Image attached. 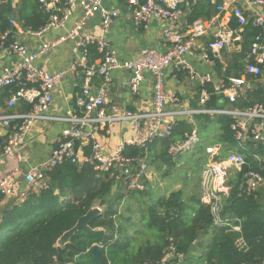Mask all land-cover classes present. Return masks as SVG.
Listing matches in <instances>:
<instances>
[{"label":"built area","instance_id":"1","mask_svg":"<svg viewBox=\"0 0 264 264\" xmlns=\"http://www.w3.org/2000/svg\"><path fill=\"white\" fill-rule=\"evenodd\" d=\"M9 1L0 0V6ZM63 1L61 4L58 0H38L49 18L41 29L36 31L27 28L24 33L40 38L52 29L64 28L77 9L82 11L80 20L66 36L51 44L42 43L36 51H31L24 45L11 29L2 30L0 27V50L17 59L14 67H5L0 74V89L10 88L11 92L7 107L13 109L21 103L32 107L27 113L0 116L2 129L8 131L7 143L0 145V169L8 159H21L19 150L35 122L57 120L68 124V128L57 139L49 159L25 172L18 202L48 189V173L65 163L76 166L90 164L99 175L110 174V178L114 177L117 182H123L127 189L143 191L150 179L149 148L155 140L172 137L178 123L185 121L193 125V129L185 134L183 140L171 145L169 154L175 157L194 152L202 142L198 127L195 126V117L226 115L234 120L232 130L239 150L231 151L220 160L221 146L208 147L207 154L210 159L203 167L200 188L201 202L209 207L214 225L229 227L228 220L222 218L225 200L231 192L227 182L228 175L242 172L247 164L241 150L247 151L249 146L255 149L264 146V100L244 109L222 107L220 101L224 100L227 105L246 98L254 90L252 81L264 88V0H214L216 8L213 17L209 20H195L181 28L178 27V22L184 16V5L212 0H142L140 5L137 0H128L131 6H138L135 9L136 27H147L153 20L164 23L167 27L163 36L166 52L145 48L136 58L127 62L117 58L116 52L106 39L112 21L119 16V10L105 8L103 0ZM97 15L102 18L100 34L87 31L88 22ZM250 20L259 31L248 52L242 57L243 72L240 77L228 75L226 54L243 52L242 34ZM233 21L238 24L235 29L231 27ZM10 24L13 27L18 26L14 20H10ZM216 26L218 30L215 29ZM207 35H212V39L199 56L206 63L221 67V76L216 81L212 73H199L193 65L185 61V56H196L197 41ZM66 40L77 41L76 50L80 53V61L71 70L78 71L81 80L75 84L79 93L72 110L66 117L57 118L50 116L49 110L58 83L70 71L50 73L37 62L40 57L47 55ZM91 45H96L100 54L93 63L89 62L88 54ZM170 69L185 70L191 80L198 81L196 108H183L178 94L165 89V74ZM115 70L132 73L130 86L133 91L138 90L146 73L152 75L155 87L152 110L138 113L127 111L120 116H107V85ZM98 78L102 80V84L95 88ZM209 85L213 92H210ZM213 94L218 97V105L221 107H208ZM13 121H17V124H13ZM118 121H132L135 131L140 130L143 123L147 122L148 131L144 136L119 146L114 155H105L98 140L99 133ZM2 137L0 130V139ZM126 147H138L143 153L138 157L127 158L124 156ZM19 174L21 172L17 167L3 174L0 193L5 197H13ZM241 190L247 196L257 197L264 192V176L255 170L245 172ZM233 230L240 231V227H233ZM240 244L245 246L243 242ZM54 264H57L56 259Z\"/></svg>","mask_w":264,"mask_h":264},{"label":"trees","instance_id":"2","mask_svg":"<svg viewBox=\"0 0 264 264\" xmlns=\"http://www.w3.org/2000/svg\"><path fill=\"white\" fill-rule=\"evenodd\" d=\"M34 8L33 16L23 14L21 17L26 27L37 31L46 24L49 15ZM1 10L0 27L6 30L9 27L8 14ZM212 11L211 1L195 4L189 21L211 18ZM232 27H238L236 21L232 22ZM258 31L251 21L245 27L242 34L244 54ZM88 54L89 58L94 55L90 61L100 57L96 45L88 48ZM218 70L221 76V68ZM242 72V66H235L229 68L227 74L240 77ZM209 90L213 92L211 85ZM3 91L2 97L9 99L10 88ZM263 100L264 88L258 84L246 98L227 105L244 109ZM208 107H221L216 95L211 96ZM31 109L29 104L21 103V113ZM195 121L202 142L191 152L193 155L203 154L206 160L207 148L220 145L221 160L231 151L239 150L232 130L234 120L230 116L201 115L196 116ZM215 124L218 132L211 139L205 138ZM192 129L193 125L181 121L172 137L155 140L149 148V165L153 158L159 170L163 166L172 168L175 158L169 154L171 145L183 140ZM241 152L247 164L235 178H230L231 192L222 212L229 227L214 225L209 207L201 202V194L187 201L182 191L159 199L157 204L142 213L139 221L126 217L119 214L121 202L138 191L127 189L123 182L110 178V174L99 175L90 164L58 166L48 173L49 188L22 202L13 201L2 208L6 197L0 193V264H54L55 259L57 264H264V192L255 197L247 196L241 190L245 172L255 170L264 176V146L256 149L249 146L247 151ZM142 153L138 147H126L124 156L134 158ZM203 167L204 164L200 173ZM95 206L102 212L90 222L91 229L81 228L69 244L58 247L59 238ZM233 227H240V231H234ZM240 242L245 246L242 247ZM95 245L101 247L102 263L91 253Z\"/></svg>","mask_w":264,"mask_h":264},{"label":"crops","instance_id":"3","mask_svg":"<svg viewBox=\"0 0 264 264\" xmlns=\"http://www.w3.org/2000/svg\"><path fill=\"white\" fill-rule=\"evenodd\" d=\"M63 4V0H58ZM138 4L142 0H137ZM208 2V1H204ZM201 2V3H204ZM213 3V16L215 15L216 3ZM103 6L110 10H119V16L112 21L110 30L106 34V39L110 47L116 52L117 58L123 62L130 61L136 58L140 52L145 48L156 49L160 52H166L164 45V31L167 27L164 23L153 20L147 27H136L135 25V9L138 6H131L128 0H103ZM194 4L184 5V16L178 22V27H184L185 24L190 23L189 17L192 14ZM38 12L44 13V10L38 4L37 0H10L6 4L0 6L3 13L7 12L9 19V27L14 32V35L31 51H36L42 43L51 44L53 41L62 38L74 27L82 16V11L77 9L64 28H55L45 33L42 37L28 36L24 32L27 30L23 14L33 16L35 8ZM261 10V9H260ZM264 12V10H262ZM251 17L252 15L248 13ZM212 16V17H213ZM250 17V19H251ZM199 19L209 20L210 18L201 17ZM10 20L17 23V27L10 24ZM198 20V19H197ZM251 21V20H250ZM249 21V23H250ZM102 18L100 15L95 16L88 22L87 31L100 34ZM248 26V25H247ZM232 27V24H231ZM218 30V26L215 27ZM212 39V35L201 37L196 43V56H185V61L195 67L199 73L210 72L213 74L216 81L219 74V67L203 61L199 54H201L208 42ZM77 41L66 40L57 45L47 55L38 59V65L46 69L50 73L61 71H70L58 83L53 104L49 110V115L57 118L66 117L67 113L72 110L79 88L75 87L76 82H80L81 75L78 71L71 70L80 61V53L76 50ZM244 43V40H243ZM243 45V44H242ZM0 74L5 67H14L17 59L14 56L6 55L0 50ZM243 52H231L226 54L229 68L235 66H242L241 60ZM94 55L91 56L93 58ZM89 62L93 63L98 58ZM111 82L107 85V94L109 103L106 106L107 116H120L125 112L130 111L134 113L147 112L154 107L155 87L154 80L151 74L146 73L144 80L139 84L138 90L133 91L130 83L132 80V73L126 70H115L111 73ZM252 80L251 77H249ZM102 84V80L98 78L95 81V88ZM253 89H257V83L252 81ZM164 87L169 92H176L180 98L181 106L186 109L196 108L198 106V92L199 84L197 80H191L189 74L185 70L170 69L165 74ZM253 90V91H254ZM3 89H0V116H5L12 113H21V104L15 108L7 107V98L3 96ZM228 106V105H227ZM17 124V121H13ZM195 126L197 127L196 121ZM68 128V124L63 121H38L30 128L24 145L19 150L20 160L15 158L6 160V164L0 169V182L3 174L14 168H19L21 174L17 176V185L15 193L11 198H5L1 207L4 208L12 204L13 201L19 199V192L23 188L24 174L31 167L38 166L40 163L49 159L53 148L55 147L57 139ZM0 130L3 137L0 139V145L7 143L8 131ZM148 131V123L145 122L142 128L138 131L134 129L132 121H118L110 125L104 130H101L98 140L102 145V150L105 155H114L119 146L124 145L129 140H134L144 136ZM10 133V131H9ZM2 146V145H1ZM201 198V196H200Z\"/></svg>","mask_w":264,"mask_h":264},{"label":"rangeland","instance_id":"4","mask_svg":"<svg viewBox=\"0 0 264 264\" xmlns=\"http://www.w3.org/2000/svg\"><path fill=\"white\" fill-rule=\"evenodd\" d=\"M217 132L218 125L216 126L215 124V127L212 126L207 131L205 138L211 139ZM174 158L175 164L172 168L168 169L166 166H163L161 170L158 169L156 160L152 158V161H150V179L145 189L134 194L132 193L133 195L121 202L119 214L123 213L126 217L139 221L142 219V213L148 207L157 204L161 198L169 197L172 192L182 191L187 201H192L200 196V172L203 164L205 166L210 159L209 155H207L205 160L203 154L193 155L191 152H188ZM166 171H168V175H165ZM236 175L235 172L228 175V185L230 178H235Z\"/></svg>","mask_w":264,"mask_h":264},{"label":"water","instance_id":"5","mask_svg":"<svg viewBox=\"0 0 264 264\" xmlns=\"http://www.w3.org/2000/svg\"><path fill=\"white\" fill-rule=\"evenodd\" d=\"M220 104L222 107H225L226 104L224 102V100H221L220 101ZM102 212V210L95 206V207H92L86 215L82 216L77 224L72 228L70 229L69 231L65 232L60 238L59 240L57 241V245L58 247L60 248H64L67 244L70 243L71 241V238L81 229V228H85V229H88L90 230V222L95 218L97 217L98 215H100V213ZM94 231H100V229H95ZM91 253L94 257L95 260H97L98 262L102 263V260L100 258V253H101V247L99 245H95L93 247V249L91 250Z\"/></svg>","mask_w":264,"mask_h":264}]
</instances>
